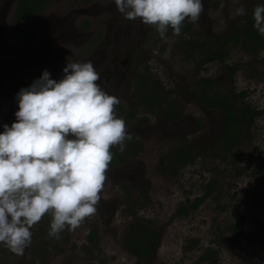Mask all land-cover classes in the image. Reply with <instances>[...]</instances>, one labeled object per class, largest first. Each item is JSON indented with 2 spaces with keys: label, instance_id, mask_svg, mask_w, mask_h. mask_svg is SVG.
<instances>
[{
  "label": "rangeland",
  "instance_id": "374dc122",
  "mask_svg": "<svg viewBox=\"0 0 264 264\" xmlns=\"http://www.w3.org/2000/svg\"><path fill=\"white\" fill-rule=\"evenodd\" d=\"M202 2L204 9L199 20L183 22L184 26L190 25L188 32L183 28L179 36L171 32L158 40L148 36L146 49L151 54L145 55L148 59L140 60L139 51L131 49L129 56L124 54L118 65L112 67L113 71L117 68L118 73L126 74L124 79L150 68L159 86L178 92L181 105L187 110L183 113L187 118L184 128L168 124L166 135L148 140L143 154L129 167L111 168L109 174L107 169L96 213L87 217L75 231L66 228L58 239L50 237L52 218L46 214L31 228L32 242L23 256L13 254L0 244V264H264V116L252 122L249 128L244 126L240 144L224 160L223 149L212 146L222 130L224 112L204 113L191 107L192 89L207 79L214 81L218 91L229 96L238 108L246 105L264 108V48L254 53L242 44L231 43L225 59L203 61L213 55V39L232 37L237 27H245L247 16L258 2ZM72 3L73 0H67L66 4L72 8ZM114 4L111 0L112 27L117 10ZM241 7L245 15H235L236 9ZM113 45L114 41L111 47ZM10 49L12 46L5 50L6 54ZM5 67L1 61V75L6 72ZM112 88L118 95L127 89L123 81L119 88H115L114 82ZM16 94L1 96L10 100ZM127 95L135 100L133 93ZM120 104L130 108L124 101ZM159 118L150 112H140L126 130L130 128L131 133L140 138L156 124L162 125ZM196 119L200 122V132L196 129ZM209 119L212 122H207ZM3 125L0 132L4 131ZM184 143L197 146L199 155L195 163L182 167L176 174L162 173L160 158L175 145ZM126 172L128 176L123 178L122 173ZM207 192L210 197L194 210V202ZM239 209L247 215L245 235L239 245H233L229 242L230 226ZM135 222H148L158 235L157 246L143 259L134 256L125 246L126 231ZM206 253H217L218 257L200 262Z\"/></svg>",
  "mask_w": 264,
  "mask_h": 264
},
{
  "label": "clouds",
  "instance_id": "9594fccd",
  "mask_svg": "<svg viewBox=\"0 0 264 264\" xmlns=\"http://www.w3.org/2000/svg\"><path fill=\"white\" fill-rule=\"evenodd\" d=\"M128 20L153 26L161 38L183 22L199 20L202 0H114ZM235 15H245L243 7ZM254 27L264 36V6L253 12ZM59 81L44 70L17 94L19 110L11 127L0 132V244L23 256L31 228L51 216L48 235L75 231L97 211L112 147L124 150L125 121L115 115L120 103L97 83L91 62L68 63Z\"/></svg>",
  "mask_w": 264,
  "mask_h": 264
},
{
  "label": "flooded vegetation",
  "instance_id": "af4514ba",
  "mask_svg": "<svg viewBox=\"0 0 264 264\" xmlns=\"http://www.w3.org/2000/svg\"><path fill=\"white\" fill-rule=\"evenodd\" d=\"M20 1L0 0V62L2 61L6 66V72L0 74V127L3 124L16 122L15 112L19 110L17 91H20L21 86L30 87L41 77L44 70L50 73L51 79L59 81L63 78V69L68 63L91 62L100 75L97 83L101 89L119 98L120 103L124 101L130 105L128 109L120 103L115 106L119 112L115 115L125 121L126 129L131 127L133 120L140 112H150L156 118L161 117L159 120L162 121V125L156 124L140 138L133 135L129 128L127 133L130 138L124 142V150L120 151L118 147H112L114 151L120 153L121 157L125 158L126 162L118 166L109 165L108 174L111 168L129 167L143 154L148 140L163 138L166 135L168 124L177 129L184 128L183 122L187 118L183 113L187 110L182 107L178 92L159 86L152 77L150 68L144 72H135L128 79H124L126 74L118 73L117 68H114L115 72L112 70L113 64H115L114 67L117 66L120 57L124 54L129 56L131 49L139 51L140 60L147 58L145 55H151L146 49V38L151 36L154 40L163 39L155 27L143 24L140 19L128 20L117 10H115V24L112 27L111 0H90L88 3H86L87 0H73L74 7L72 8L70 4H66L67 0H50L49 2L42 0L43 3L38 12L24 19H18L16 13ZM53 7L55 9H52ZM114 7L116 8L115 4ZM22 22L25 24H21ZM30 23L34 26L29 27ZM189 28L190 26L182 25V30L185 32H188ZM124 30L125 34H123ZM171 32L173 31L169 28L164 38ZM112 41L115 45L111 47ZM11 46L12 49L6 54L5 50ZM113 54L115 56H112ZM214 59H220V57L216 56ZM121 81L127 89L122 95H118L115 94L116 91L112 88V84L115 82V88H119ZM194 87H196L192 89L194 101L191 105L193 109L204 113L210 111L217 113L218 110L224 112L222 130L212 143L213 148L222 149V145L215 144L223 134L226 125V111L222 106L209 105L204 98L206 94L215 96L222 92L218 91L216 84L206 90L202 81ZM5 93L17 94L14 98L6 100L1 96ZM127 93H133L135 100L128 98ZM232 104L236 106L233 102ZM196 122L197 132H200L198 131L200 122L197 119ZM207 122L210 123L212 120L209 119ZM190 145L189 143L175 145L169 153L161 157L159 161L161 172L172 173L169 165L173 167L177 163L178 147L183 146L188 149ZM193 147L195 151L192 155L195 156L196 161L199 150L194 144ZM163 158L168 159L165 164L162 163ZM122 175L123 178L128 176L127 172Z\"/></svg>",
  "mask_w": 264,
  "mask_h": 264
},
{
  "label": "trees",
  "instance_id": "16d2710c",
  "mask_svg": "<svg viewBox=\"0 0 264 264\" xmlns=\"http://www.w3.org/2000/svg\"><path fill=\"white\" fill-rule=\"evenodd\" d=\"M43 1L21 0L16 13L18 19H24L38 12L41 8V3H43ZM49 1L50 0H47L46 2ZM253 1L258 2L255 7L258 5L264 6V0ZM253 12L247 16L246 26L243 28L237 27L232 37L214 38L213 44H211V47L213 48V55L210 54L206 56L203 61L206 63L211 62L216 56L220 57L221 59H225L228 55V46L231 43L236 46L242 44L244 45V48L254 53H257L262 48H264V36H261L258 30L254 27L255 21L253 18ZM232 74H235V69H233ZM202 82L204 83V88H206V90L210 89L211 87H213V85H215V82L212 80L206 79L202 80ZM204 98L206 99L209 105L222 106L226 111V125L222 136L215 144L222 145V149L224 152L222 158L226 160L227 155L231 153L240 144L241 138L244 133V126L246 125V127L249 128L252 122L260 118L261 116H264V108L257 109L248 105L243 108H238L232 104V101L228 96L222 93L220 95L217 94L215 96L206 94ZM110 151L113 154V159L109 165L118 166L126 162L125 158L121 157L120 153L114 151L113 148ZM193 151H195L193 144H191L188 149H185V147L183 146L178 147L177 163H175L173 167L169 165V168L172 169L171 174H176L186 164L195 162V156L192 155ZM167 160V158H163L162 163L165 164ZM210 195V192H207L203 196L197 198V200L193 204L194 210H198L200 206L210 197ZM246 220L247 215L245 211L239 209L236 214L235 221L230 226L231 234L229 235V242L231 244L239 245L241 243L242 237L245 235ZM90 239L92 240V237H90ZM157 243L158 235L156 231L148 224V222L146 224L135 222L126 231L125 246L127 250L137 258L143 259L145 257H148L157 246ZM40 248L41 247H38V249ZM217 257V253L215 255H209L206 253L201 257L200 262L216 260Z\"/></svg>",
  "mask_w": 264,
  "mask_h": 264
}]
</instances>
